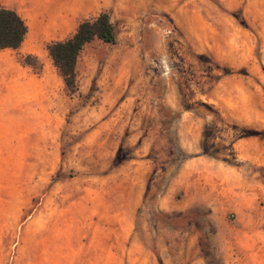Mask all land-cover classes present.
Returning a JSON list of instances; mask_svg holds the SVG:
<instances>
[{
  "label": "rangeland",
  "instance_id": "374dc122",
  "mask_svg": "<svg viewBox=\"0 0 264 264\" xmlns=\"http://www.w3.org/2000/svg\"><path fill=\"white\" fill-rule=\"evenodd\" d=\"M0 6V264H264V0ZM100 11L70 94L47 44Z\"/></svg>",
  "mask_w": 264,
  "mask_h": 264
},
{
  "label": "trees",
  "instance_id": "16d2710c",
  "mask_svg": "<svg viewBox=\"0 0 264 264\" xmlns=\"http://www.w3.org/2000/svg\"><path fill=\"white\" fill-rule=\"evenodd\" d=\"M27 33L24 18L14 9L0 6V49L18 48ZM93 40L104 43L116 41V31L106 11H100L92 19L80 21L71 36L47 44L53 65L60 74L68 93L77 90L76 63L83 47Z\"/></svg>",
  "mask_w": 264,
  "mask_h": 264
},
{
  "label": "crops",
  "instance_id": "0c3cea01",
  "mask_svg": "<svg viewBox=\"0 0 264 264\" xmlns=\"http://www.w3.org/2000/svg\"><path fill=\"white\" fill-rule=\"evenodd\" d=\"M259 164H261V165H262V167H264V163H263V162H261V163H259Z\"/></svg>",
  "mask_w": 264,
  "mask_h": 264
}]
</instances>
